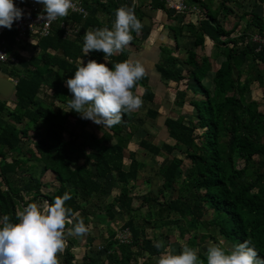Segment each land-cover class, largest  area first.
Segmentation results:
<instances>
[{
  "label": "trees",
  "instance_id": "16d2710c",
  "mask_svg": "<svg viewBox=\"0 0 264 264\" xmlns=\"http://www.w3.org/2000/svg\"><path fill=\"white\" fill-rule=\"evenodd\" d=\"M13 2L24 11L30 0ZM83 3L89 11L87 17L69 13L56 21L48 35L31 45L33 51L26 57L16 49V31L11 28L4 33L7 49L19 58V63H6L15 77L13 107L8 106L9 100L0 99V218L9 215L10 222L17 223L16 212L28 203L42 206L70 192L72 198L66 201V206L78 214L77 220L84 214L86 219L98 217L109 226L117 206L128 215L124 228L130 231L129 240L121 241L113 230H109L105 241L95 243L96 238L92 237L89 245L97 244L105 254L97 257L86 254L83 257L86 264H151L137 258L160 255L166 244L164 249L154 247L155 231L172 225L180 229L181 235L190 233L187 246L194 249L200 240L212 237L217 230L233 245L250 240L264 258V94L262 103L247 96L255 82L264 89V67L260 66L264 65V47L259 48L252 39L255 32L264 34V15L255 10L259 4L264 5V0H255L251 10H246L238 0H192V6L198 9L196 21L172 27L175 37L188 33L194 43L183 50V60L168 48L169 52H164L156 68L168 82L179 85L190 78L197 82L199 89L192 91V97L188 88L178 89L175 99L179 106L189 101L196 116L188 122L180 113L166 116L164 125L174 143H157L149 131L141 138L139 146L153 156L172 155L178 150L183 157L173 155L167 164L160 166L162 188L158 193L150 190L144 194L139 206L134 205L135 184L132 187L129 184L138 179L144 165L126 155L131 139L142 125L136 123L140 120L139 111L125 114L121 123L112 128L103 127L102 133L92 130L86 152L80 155L79 136L69 124L87 128L90 122L81 119L74 110L68 111L72 94L64 83L74 76L81 60L86 64L94 59L109 68L115 62L131 60L128 47L107 58L100 52L84 56L82 47L83 35L89 28H102L106 23L111 29L116 9L131 7L133 0H83ZM150 4L151 9L164 10L169 17L176 13L165 0H151ZM235 8L243 11L228 27L226 18L237 14ZM134 10L143 24L146 16L143 6L135 2ZM242 21L244 27L237 32ZM62 23L81 29L64 37ZM132 35L130 45H139L142 30ZM207 38L213 42V57L197 51L206 46ZM27 49L25 46L24 50ZM176 49H180L178 44ZM219 57L223 59L214 67L212 60ZM180 63L186 65L188 75ZM210 71H214L212 88L204 83ZM133 92L143 101L152 102L156 95L147 74L137 82ZM45 96L50 100L45 101ZM158 115L152 106L145 113L150 118ZM39 162L43 165L38 177L30 172L22 187L14 184L13 174ZM47 173H51V181L56 184L53 191L44 181ZM110 176L121 188L105 207L99 197L107 196ZM146 205L148 211L141 212V207ZM103 208L104 213L100 212ZM140 217L143 221L138 222ZM149 225L155 232L153 236L147 232ZM201 229L205 232L191 233ZM67 241L60 264H77L73 250L75 238ZM198 256L205 258L201 252Z\"/></svg>",
  "mask_w": 264,
  "mask_h": 264
},
{
  "label": "clouds",
  "instance_id": "9594fccd",
  "mask_svg": "<svg viewBox=\"0 0 264 264\" xmlns=\"http://www.w3.org/2000/svg\"><path fill=\"white\" fill-rule=\"evenodd\" d=\"M36 3L43 6L38 19L46 24L67 17L75 8L73 0H36ZM134 9L135 0L131 7L125 5L116 9L111 29L86 31L84 56L100 52L107 58L122 53L133 41L132 33H139L143 28ZM23 16V10L13 0H0V27L11 30L14 22ZM145 75L146 70L139 61L115 62L109 68L94 59L86 64L81 60L74 76L64 81L72 94L68 111L74 110L81 119L112 128L121 123L125 114L142 108L143 99L134 94L133 89ZM71 198V193L65 192L42 206L28 203L16 212L17 223L10 222L9 215L0 218V264H60L59 255L67 247V237H82L89 232L84 220H77L78 214L66 206ZM154 247L164 249V242L156 241ZM204 257L200 259L197 249L184 245L179 254L164 249L156 264H264V258L250 240L235 244L231 249L212 244Z\"/></svg>",
  "mask_w": 264,
  "mask_h": 264
},
{
  "label": "rangeland",
  "instance_id": "374dc122",
  "mask_svg": "<svg viewBox=\"0 0 264 264\" xmlns=\"http://www.w3.org/2000/svg\"><path fill=\"white\" fill-rule=\"evenodd\" d=\"M238 1L244 5L246 10H251L253 8V5L256 4L255 0H238ZM186 2H188V4H190V5H192V0H186ZM190 10H191V8L188 7V11H186V12L188 13ZM255 10L260 15H264V5L259 4L255 8ZM191 11H193L192 12L193 14L191 13L192 14L191 18L196 19L197 18V10H191ZM235 11L237 12V14H232L226 18V21H227L226 24L228 27H230L236 21V19L238 18V14L241 13V11H243V8H235ZM183 13L184 12H180L179 14H183ZM221 19L223 21L225 20L223 17H221ZM244 24H245V22L242 21L240 26L244 27ZM240 26L238 27L239 29L237 32L241 31L242 28ZM164 44H166V43H164ZM167 45H165L164 49H162L160 51L162 53H160V52L158 53V60L156 61V63L160 60V58L162 57L164 52H169ZM212 45H213L212 40L207 38L206 39V46L204 48H201L199 53L202 55V52H203L204 54L209 55L212 52ZM180 53H181L182 57L185 56L183 52H180ZM222 59H223L222 57L218 58L217 61L213 59L212 63L214 65V67ZM249 66L250 65H246V68L250 69L251 67H249ZM260 66L264 67V65H260ZM148 74L150 75L149 71H148ZM208 81L209 82L206 81L207 85L212 88L211 77H209ZM156 83H157L156 87L157 86L159 88L163 87L162 88L163 90L166 89L162 95H165V96L168 95L166 101L170 104H167V105L164 104L165 108H163V107L161 108V110H163L162 114L156 118H150L148 116H145V113L147 111V107H142L138 110L139 115H140V118H139L140 120H137L136 123L139 125V123L142 122V125H139L140 126L139 129L137 130L136 134L131 139L129 146H128V149L126 150L127 157L129 155L130 158H137L144 165L139 172L138 179L137 180H131L130 184H129L130 187H132V185L135 184V188L132 190L133 196H134V205L135 206L140 205V203L143 200V195L146 194L148 191L151 190L154 193H158L160 188H162V177L158 172L160 169V166L167 164L169 162V160L173 157V155L183 157V154L181 152H179L178 150L174 151L172 155L153 156V155L147 153V151H145L144 149H142L139 146V142H140L141 138L146 135L147 131H149L152 133V135H154L153 139L157 143H161L164 141L174 143V141L168 136V132H167L168 130H167V127L164 125V121H163L164 116L178 115V113H180V114L185 116L186 122H188L190 120V116H196V111L192 108V106L189 104V102H186V104L183 107H181L182 105L177 106L176 102H175L176 91L178 88H185L186 87L185 81H183L179 85H177L176 83H173V82H169V83L168 82H161V80H158ZM204 83H205V80H204ZM161 85H162V87H161ZM158 93L160 94L161 91H158ZM190 94L191 93L189 91V97H190ZM263 94H264V89L262 87H260L257 82H255V83H253L252 89L247 94V96H248V98L257 99L262 103V99H263L262 95ZM41 95L43 96L44 94L42 93ZM46 97L48 98V100H50L49 96H45V99H47ZM146 102H147V104H150L149 102H151V101H146ZM9 103H10V106L13 107V103L11 101H9ZM150 105L154 109L155 108L158 109L156 104L152 103ZM151 106H149V108H151ZM69 125L71 126L70 127L71 129L74 128L75 133L79 136L78 142H79V154L80 155H84L86 152L85 145L89 143L90 132L92 130H95L99 133H102L104 131V128L102 126L97 125V124L93 123L92 121L90 123V126L87 128H84L82 126L74 127L73 123H70ZM67 137H69L68 134H66V138ZM77 160H79V159H77ZM126 160H127V163L130 161L129 158H127ZM79 161H81V160H79ZM34 165L35 166H30L27 169H24V170L18 172L17 174H13L12 180H13L14 184L17 186L18 185L21 186L23 179L25 180L30 172H32L36 177H38L41 173L43 163L39 162L38 164H34ZM241 165H243V164L241 163ZM185 175H186V173L180 175V179H182V177ZM52 178L53 177H52L51 173H47L44 176V181L47 182L48 185L50 186V191H53L56 189L55 182L51 181ZM120 188H121V184L119 182L115 181L114 178L110 176L107 180V190L109 191L107 193V196H100L99 197V201L101 202V204L106 207L107 203L112 201L114 196L116 194H118ZM175 194H177V193H175ZM141 208H142L141 212H143V213H146L148 211L147 205L144 207L142 206ZM120 209H121L120 206H117L114 209L115 218L109 226L105 223L100 222L98 217L91 216L90 218L86 219L84 214H80V217L86 222L85 224L89 228V232L82 237H73V236L67 237V239L70 237L75 238V245H74L73 250L75 252L77 264H86L84 262V259H83V257L86 254H89V255H92L95 257L103 256L105 254L102 249H99V247H96L97 244L89 245L92 237L96 238L95 243H99V242L106 240V238L108 237L109 230H113V231L118 232V234L121 237H127L130 235L128 233L129 230L124 228V224L128 220V215H126L124 212H121ZM100 212L104 213L105 208L101 209ZM207 217H211V214H208ZM141 218L142 217L139 218L138 222L143 221V219H141ZM147 232H148L149 236H153L154 233L156 232L157 237H156L155 242L156 241H163L166 244L165 249H168L169 251H171L172 254H179L181 252L182 247L184 245H187V239H188L189 234H190L188 232H185L183 235H181L180 229L178 227H176L175 225H172L170 227H164L163 229H161V231L156 230L155 232L153 231L152 226L149 225L147 227ZM200 232L204 233L205 230L201 229L198 232H196V230H194L191 233L193 234V233H200ZM200 234H199V236H200ZM216 240H218L220 244L225 245L228 248H232V246H233V244L230 241H228L226 238H224L222 235H220L218 233V231L216 230L212 237H208L203 241L200 240L199 245L195 249L198 250V253L201 252V253L205 254L207 248L210 245L218 244L216 242ZM160 255L149 256V257L145 256L144 258H140V259L137 258V259H138V261L140 260L141 262H143V260H147L151 264H156L157 258ZM60 258H62L61 254L59 255V259Z\"/></svg>",
  "mask_w": 264,
  "mask_h": 264
},
{
  "label": "crops",
  "instance_id": "0c3cea01",
  "mask_svg": "<svg viewBox=\"0 0 264 264\" xmlns=\"http://www.w3.org/2000/svg\"><path fill=\"white\" fill-rule=\"evenodd\" d=\"M184 2H186V0H183ZM135 2L139 5L143 6V9L146 11V16L143 18V28H142V35H141V43L137 46H133V45H129L128 48L131 51L130 54V58L131 61L135 62V61H139L145 68L146 70V74L150 77V82L151 85L153 87V89L155 90V99L152 102H149L150 104H156V106L158 107L157 111L159 112L160 116L163 112V110H161V108H165L164 104H170L168 103L167 97L168 95H162L166 89H162L159 88L158 86L156 87V82L158 80H161V82H168V80L164 79L161 77L160 73L158 72L157 68H156V61L158 60V53L164 49L165 45H167V47L169 49H172L174 52L173 54L175 55H179L180 57H182L180 52L184 53V49L185 48H189L192 47L193 43H194V38L189 35L188 33H185L183 35H178V36H174V31L172 30V27L177 25V26H181L183 23L188 22L190 20L195 21L196 19H192V12L191 10H197V7L192 6L190 4H188V2H186V4L191 8V10L187 13L185 12L183 14H179L180 12H176V13H171L172 17H169V14L164 11V10H153L151 9V0H135ZM193 8V9H192ZM192 13V14H191ZM177 15V17H176ZM72 25V24H71ZM75 26V25H72ZM79 30L81 29V26H78ZM107 27L106 23L103 24V27ZM241 27V26H240ZM88 30H95L94 28H89ZM37 41L35 39H25L24 41H22V43L17 45V50L20 51L21 54H23L25 57L30 55L31 52L33 51V48L31 47V45L36 44ZM166 43V44H164ZM177 44L179 45V50L176 49ZM27 46V50H24V47ZM200 49H197L198 53L200 52ZM162 53V52H160ZM213 53H214V49L212 47V52L209 54L211 57H213ZM202 55H208V54H204L202 52ZM162 58V57H161ZM160 58V59H161ZM220 58V57H219ZM181 60H183V57L180 58ZM180 68L183 69L184 74L188 75V69L186 67L185 64H181L180 63ZM148 71L150 73V75L148 74ZM214 71H210L208 73V75L206 76L205 80V84L207 85L206 81L209 82V77H213ZM7 76L10 79H14L15 77L10 73V66L6 65V63L1 62L0 61V77H5ZM186 81V80H185ZM169 83V82H168ZM174 83V82H173ZM164 84V83H163ZM186 87L185 88H178V89H187L188 91L190 90V97L193 96L192 91L199 89V87L197 86V82L190 78L188 79L187 82H185ZM208 86V85H207ZM212 86H213V81H212ZM177 89V90H178ZM158 91H161V93L159 94ZM177 93V91H176ZM159 95V96H158ZM176 96V94H175ZM14 96L5 99V100H9L12 102ZM47 98V97H46ZM1 99V98H0ZM176 99V98H175ZM3 100V99H2ZM45 101H49L48 98L45 99ZM143 106L142 107H147V110L149 108V106H151L150 104H147L146 101H143ZM189 102V101H186ZM186 102L181 106L183 107ZM13 103V102H12ZM177 105V104H176ZM191 105V104H190ZM8 106H10V103L8 102ZM161 106V107H160ZM179 106V105H177ZM192 106V105H191ZM193 108V107H192ZM194 109V108H193ZM147 112V111H146ZM190 117H194V116H190ZM166 116H164L163 121L165 120ZM89 122L91 123V121L89 120ZM168 132V131H167Z\"/></svg>",
  "mask_w": 264,
  "mask_h": 264
},
{
  "label": "built area",
  "instance_id": "2783aa9c",
  "mask_svg": "<svg viewBox=\"0 0 264 264\" xmlns=\"http://www.w3.org/2000/svg\"><path fill=\"white\" fill-rule=\"evenodd\" d=\"M167 6L176 12H186L188 11V5L183 0H165ZM75 8L69 13H77L82 15L84 18L88 16L89 11L87 7L82 3V0H73ZM43 11V6L36 3V0H30L29 5L23 11L24 16L21 20L14 22L12 28L16 31L15 41L16 45L22 43L25 39H35L38 40L42 36L48 35L52 30V25L59 21L51 22V24H46L43 20L38 19L39 14ZM65 28L64 37L75 35L79 31L78 26H72L71 24L62 23ZM7 28L0 27V55H4L0 58L1 62L9 63L12 65H17L19 63V58L10 53L6 46V40L3 37ZM253 41L259 44V48L264 47V34L255 32L252 35ZM130 234V231L128 232ZM117 238L121 241H128L129 236L121 237L117 232Z\"/></svg>",
  "mask_w": 264,
  "mask_h": 264
},
{
  "label": "water",
  "instance_id": "95a60500",
  "mask_svg": "<svg viewBox=\"0 0 264 264\" xmlns=\"http://www.w3.org/2000/svg\"><path fill=\"white\" fill-rule=\"evenodd\" d=\"M16 84L15 82L5 77H0V98L5 100L15 95Z\"/></svg>",
  "mask_w": 264,
  "mask_h": 264
},
{
  "label": "bare ground",
  "instance_id": "6f19581e",
  "mask_svg": "<svg viewBox=\"0 0 264 264\" xmlns=\"http://www.w3.org/2000/svg\"><path fill=\"white\" fill-rule=\"evenodd\" d=\"M82 3H83V0H82ZM84 4V3H83ZM85 5V4H84ZM39 40V39H38ZM38 40H36V41H38Z\"/></svg>",
  "mask_w": 264,
  "mask_h": 264
}]
</instances>
